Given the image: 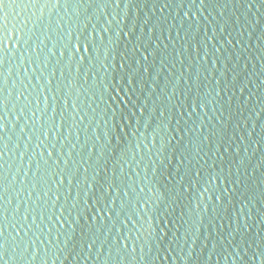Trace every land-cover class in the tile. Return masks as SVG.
Instances as JSON below:
<instances>
[{"label":"water","instance_id":"water-1","mask_svg":"<svg viewBox=\"0 0 264 264\" xmlns=\"http://www.w3.org/2000/svg\"><path fill=\"white\" fill-rule=\"evenodd\" d=\"M5 15L0 264H260L264 0H4Z\"/></svg>","mask_w":264,"mask_h":264},{"label":"snow or ice","instance_id":"snow-or-ice-1","mask_svg":"<svg viewBox=\"0 0 264 264\" xmlns=\"http://www.w3.org/2000/svg\"><path fill=\"white\" fill-rule=\"evenodd\" d=\"M116 2L118 3V0H116ZM56 3H57V6L59 5V0H56ZM193 3H195V0H193ZM200 3L203 4L204 3V0H200ZM4 6V0H0V7H3ZM249 7H251V4L249 5ZM187 15V14H186ZM0 19H3V23L0 24V53H3L4 52V49H5V46H6V43H9V35H8V32L5 31V27H6V24H7V18H6V15L3 17V18H0ZM0 60H2V57H0ZM4 103V101H3ZM125 104H127L128 102L125 101L124 102ZM115 111V110H114ZM162 115V114H161ZM3 117L0 116V120H2ZM121 121H123V117H121ZM116 131L117 133H119L120 131H124L125 132V129H120L119 125L116 126ZM125 134H127L125 132ZM133 136H135V133L132 134ZM120 139V137H119ZM120 143L122 144L121 140H120ZM153 143H155V138L153 139ZM165 152L168 151V149L165 147ZM115 151H113V156H115ZM126 153L122 152L121 153V159L124 158V155ZM0 155H2V153H0ZM167 158V157H165ZM160 163H163V161H160L156 168H157V172H159V167H160ZM189 163H191L189 161ZM180 164L183 165L184 164V160H180ZM198 175V173H197ZM155 179V177H154ZM167 179L171 180L172 177L171 175L169 174V176L167 177ZM209 183H212V181H209ZM114 187L113 184H109L108 185V188L106 189L108 192H111L112 188ZM182 187V190L184 192H188L189 191V188L192 187L191 185L185 187V186H181ZM0 191H3V189H0ZM204 192H207V189L204 190ZM203 193H201L202 195ZM219 200H220V197H219ZM191 201H190V205H191ZM196 207L199 208L200 207V204H199V201L196 202ZM0 208H2V205H0ZM6 219V217L4 216V213H0V261H4L6 259V256H7V249H8V246H9V242H8V239L5 237L4 235V225L2 223V221ZM245 231H249V228L248 226H246V229ZM164 236H167L166 233L163 234ZM119 242V241H117ZM128 247L127 243H124V248L126 249ZM133 251H135V247H133ZM167 259V258H165ZM242 259V258H241ZM253 260L256 259L255 256L252 257ZM260 264H264V256L261 257V260H260Z\"/></svg>","mask_w":264,"mask_h":264}]
</instances>
